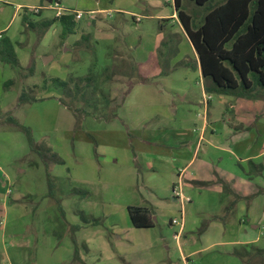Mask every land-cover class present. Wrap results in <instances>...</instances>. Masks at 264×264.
Listing matches in <instances>:
<instances>
[{"label": "rangeland", "instance_id": "374dc122", "mask_svg": "<svg viewBox=\"0 0 264 264\" xmlns=\"http://www.w3.org/2000/svg\"><path fill=\"white\" fill-rule=\"evenodd\" d=\"M55 1L49 5L54 9H43L39 19L30 15L28 21L23 22V14L37 13L34 8H44L46 4L41 0H0V38L7 37L11 41L21 68L26 69L32 64L34 70L32 76L26 72L27 77L23 78L16 69L0 61V116L10 113L19 125L31 131L36 142L49 147L62 161L61 164L50 165L47 170L55 184L54 197L50 198L45 169L41 165L37 168L30 165L32 160H38L35 156L26 157L28 145L23 132L8 125L0 130V167L13 177L10 197L23 194L25 197L21 201L28 208L34 207L36 210L25 221L20 222L12 216L9 222L11 229L8 230L15 233L22 229L25 232L23 225H30L32 221L38 235L39 248L46 246V238L52 236L54 247L47 249L45 254L55 257L47 264H55L62 257L73 256L71 238L75 240L79 253V259L71 264H242L235 254L242 245L227 242L239 239L245 230H253L257 235V240L251 246L264 250V157H255L264 150V111L252 119L253 115L246 109L238 110L247 121L253 123L246 126L247 129L244 128L243 137L247 133L246 140L235 147L230 145L231 154L235 158L233 163L226 161L229 155L208 146L207 154L203 156L224 168H229L230 164H237L239 170L240 166L248 167L256 190L249 200L240 202L243 208L238 206L233 214L223 218L225 230L221 233L217 230L216 225L222 219L215 220L213 213L220 211L222 196L231 187L217 175H212L211 182L203 183L206 185L185 191L184 196L190 203H184L183 206L179 201L178 204H171L169 194L167 202L172 210L163 213L155 210L153 228L129 227L128 216L124 214L125 206L140 204L148 207V202H153L143 186L144 173L134 174L132 165L137 164L132 162L130 152L126 151L123 155L120 149L134 134L126 132L125 123L117 115L115 119L107 121L85 117L78 123L73 114L59 102V91L46 88L50 86V78L66 81L70 75L84 76L92 61L99 68L108 64V56L121 61L125 56L124 47L117 30L114 33L115 41L112 40L111 31L115 24L120 23L119 19L123 22L117 26L118 33L125 38L130 55L139 62L150 56L149 52L153 50L155 39L160 34V24L155 19L147 18L133 23L130 15L114 10L115 4L119 2L117 0H57L59 5L54 7ZM168 1V10L172 12L173 2ZM136 2L139 9L137 14L144 15L142 0ZM181 2L185 12H190L188 4L203 10L190 0ZM102 8L112 11L105 15L91 12ZM68 11L83 15L81 20L76 21V30L80 34L74 33L62 39L58 23H54L44 33H41L39 26L28 27L29 24L51 20L58 12L64 14ZM155 13L152 11V14ZM165 28L171 35L169 44L160 47L157 55L162 71L166 72L162 75L166 77L160 80L157 89L195 88L199 93L201 81L197 70L193 67H179L180 64L192 61L193 51L188 40L179 26L164 27L163 32ZM81 34L88 36L90 50L85 49L86 44L81 42L79 47L74 46L80 41ZM124 69L115 70L116 74L106 88L115 109L121 104L130 82L129 78L122 76ZM11 80L14 84L8 86L6 83ZM23 88L30 92V96L45 97L32 104L16 107L18 95ZM145 95L142 92L139 94ZM210 101L214 107L209 116L210 126L219 130L230 120L231 110L228 102H220L219 95L213 94ZM11 106H15L13 112H8ZM194 111L201 112V108ZM187 116L188 113L179 115L180 120H184L181 124L184 131L169 130L168 134H187L201 123L195 113L193 117L189 115L191 119ZM223 118L225 121H222ZM231 122H235L234 117ZM150 124L158 125L155 120ZM169 127L177 126L171 124ZM247 157L249 161L241 162V159ZM217 158H222V161L218 162ZM249 162L255 167L250 166ZM260 165L263 168L260 169ZM242 178L244 182L239 181V186L243 183L249 185L246 183L249 180ZM75 189L86 191L88 196L83 199L71 194ZM7 201L9 203L10 198ZM184 213V219H180ZM122 216H125V222ZM174 218L177 220L174 221ZM170 220H173L172 226ZM8 230L4 232L6 246L15 240L11 239L13 237H10ZM25 234L17 236L16 240H31V236L26 234L24 237ZM175 235H178L177 239ZM188 254L189 260L185 261L182 257Z\"/></svg>", "mask_w": 264, "mask_h": 264}, {"label": "crops", "instance_id": "0c3cea01", "mask_svg": "<svg viewBox=\"0 0 264 264\" xmlns=\"http://www.w3.org/2000/svg\"><path fill=\"white\" fill-rule=\"evenodd\" d=\"M42 1L43 4H46V6H43L44 8H34L37 9V13L31 12L23 14V18L26 20L25 22L28 21V16L30 15L39 19L43 9H54L53 7H49V5L53 3V0H41V2ZM117 1L119 2L118 4H115L116 6L114 10L117 13L121 12L126 15H130L132 17L133 23H139L143 18H147L155 19L157 24H160V34H158L155 39V46L153 50L149 52L150 56L141 62L136 61L132 55H130V49L126 45L125 38L120 33H118L117 26L121 24L123 20L119 19L118 21L120 23L115 24V28H112L111 30L113 32L112 40H116V37L114 36L116 30L118 36L121 38L120 43L123 45L125 52V56L122 58L125 59L126 57H129L136 66L138 75L145 79V82H135L129 80L130 82H128V88L125 89L120 102L121 104L116 111V115L118 116L117 118L125 123L126 132L128 134H134L131 140H127L125 145L120 147V149L123 151L122 154L124 155L126 151L130 152L132 162L136 163L138 166L137 167L135 164L132 165V172L134 174L139 175L141 172L144 173L145 179L143 186L146 188L149 198L153 199V202H148V207L140 204H128L125 206L124 214L125 216L127 215L128 206L145 207L148 209L150 208L151 212L153 213L152 217L155 219V210H159L160 212L172 210L171 206L167 202V197L169 194L171 196V204H178L177 199L172 195V187L174 185L181 183L183 185V192L185 193V191L191 190L196 186L200 187L206 185L203 183L211 182V178L213 177L212 175H217L227 182L231 187V190H226L222 196L224 198L219 209L222 212L218 211L217 213H213L215 220L220 221L222 219V222L219 225H216L217 230H219L221 233L222 230H225L223 218L233 214L236 207L238 208L239 206L240 208H243L244 205L240 202H242V200H249L256 190L251 182L252 178L249 175L248 167L246 168L240 166L239 170L237 164H235V166L230 164L228 166L230 169L227 168V166L224 168L219 164H215L210 159L203 158V156L207 154V148L212 147L220 153L229 155V157L225 159L229 163H233V159L235 158H233V154H231L230 145L235 147L237 144L246 140L247 133L246 136L243 137L245 133L244 128L247 129L248 127L246 126H250L253 123L250 120L247 121L245 119V115H243V113L239 112L238 110L246 109L251 113V115H253L252 119L257 118L261 114L260 111H264V93L260 91V98L258 100L235 98L231 95H219L221 103L228 102L229 109L231 110L232 114V116H230V120H233L234 117L235 122L232 124V122L230 123V120H228V123L226 122V124H224L219 130H215V128L210 126L211 122L209 118L210 112L214 108L210 101L212 95L206 93L205 91V79L201 76L197 54L192 48L184 30L180 26L175 10L173 9L172 12H169V1L142 0L141 6L144 8V15L137 14L139 9L136 6V0ZM171 1L173 2V0ZM58 5L59 2L56 0L53 6L55 7ZM188 6L190 12L187 13L191 16L193 22L196 25L202 23L203 10L200 11V9L194 7L192 4H188ZM94 11L95 12H91L93 14L97 13L98 15H105L106 13L109 14V12L112 10L102 8ZM152 11H156V13L152 14ZM70 13L75 14L80 12L70 11ZM55 17L56 14L54 18ZM174 25L180 27L181 33L188 40V43L190 44V47L193 51L192 61L180 64L179 67H193L195 70H197L201 81L199 93L195 88L180 90H172L168 88H166V90L157 89L160 80L163 79V77H166V75H162L161 73V64L157 54L160 53V47L167 46V44H169L168 39L171 37L170 33L166 32L167 28L164 29V32L162 29L169 26L173 27ZM109 26L112 27L113 25ZM76 33L80 34V32L77 30L75 31V34ZM2 38L7 37H1L0 41ZM107 54H109V52H107ZM163 60H165V56H163ZM134 92L135 95H133ZM141 92L145 93L146 95L139 96ZM207 96L209 97V100L207 105L204 106V97ZM14 107L15 106H11V110L8 112H13ZM198 108H201V112L194 111ZM185 113H188L187 117H189L190 114L191 117H193L192 115L195 113L196 118L199 120L201 119L199 126H194L191 132L187 134L175 133L174 135H169V130L184 131V129L181 127V124L184 123V120H180L179 115H185ZM191 117H189V119H191ZM2 120L3 118L0 119V130L4 129L6 126L4 122H1ZM152 120H155L158 125H151L150 122ZM222 121H225V118H223ZM171 124L177 127H169ZM234 124L236 125L233 126ZM157 131H160V133L158 134ZM191 133L193 135H191ZM202 145L203 147H201ZM262 156L264 157V150L255 157L260 158ZM26 157H30L29 148ZM217 159L218 162L222 161V158ZM249 159V157L241 159V162L249 161ZM113 160H116V158ZM134 167H137V169H134ZM242 177H245L247 180H249L246 181V183L249 185L243 183L241 186H239V181L244 182ZM117 181L124 182L119 179H117ZM12 186L13 177L5 173L3 168L0 167V264H47L48 261H53L55 257L54 255L48 257L45 254L47 249L54 247L52 236L46 238V246L39 248L40 245L38 246L39 242L37 241L38 235L34 229L32 221L30 222V225L28 223H23V230H25L27 235L31 236V240L26 239L25 242L16 240L17 236L25 233L22 231V229H20L21 231L18 230V232L15 233L9 231L11 229L9 222L12 220V216L21 222L25 221L30 216H33L36 211L34 207H29V209L25 205L24 201H21V198L25 197L23 194H20V196L10 197L12 193ZM83 192L85 193L84 196L87 197L88 193L86 191ZM9 198L10 202L8 203L7 200ZM125 216H122L124 222ZM183 217H185V213L184 215H180V219H184ZM176 220L177 218H174V221ZM170 225H173V220H170ZM128 226L133 228L129 219ZM6 229L8 230L10 237H13L11 239H15L14 243H11L9 246H6L5 243L4 232ZM26 234L24 237H26ZM60 237L61 236L59 235L58 238ZM32 238L34 240H32ZM256 240L257 235L253 230H245L243 233H241V237L239 239L227 243L252 245ZM219 244H221V242ZM189 256L190 254L183 256L182 258L185 261H188ZM72 257L73 256H68L67 258L62 257V259L56 260L55 264H71Z\"/></svg>", "mask_w": 264, "mask_h": 264}, {"label": "trees", "instance_id": "16d2710c", "mask_svg": "<svg viewBox=\"0 0 264 264\" xmlns=\"http://www.w3.org/2000/svg\"><path fill=\"white\" fill-rule=\"evenodd\" d=\"M190 1L195 6L203 8V19L199 25H196L191 16L182 9L181 0H173V7L180 26L197 54L201 76L205 79L206 93L258 100L260 91L264 93V0ZM22 20L26 21L25 18ZM54 23L61 26L62 39L76 31V20L70 12L51 20L34 23L36 25L29 24L28 27L39 26L41 33H44ZM80 42L86 44L85 49L90 50L87 35H81L80 41L74 46L79 47ZM108 59V64L101 68L92 61L82 77L70 75L66 81L50 78V86L46 90L52 88L59 91V102L73 114L78 123L85 117L103 121L116 118L119 106L116 109L112 106L106 89L108 82L116 74L115 70L125 68L122 71L123 77L135 82H145V79L138 75L137 68L129 57L121 61L114 60L112 56H108ZM0 61L16 69L23 78L34 73L32 64L26 69L20 67L8 38H2L0 41ZM161 73L165 74L163 71ZM6 84L11 86L14 82L11 80ZM44 97L30 96V92L23 88L18 95L16 107L32 104ZM2 118L6 125L23 132L30 155L38 159L32 160L30 165L32 167L41 165L45 169L48 196L53 198L55 184L47 170L50 165L61 164L62 161L49 147L42 142H36L31 131L19 125L10 113L0 116V119ZM249 165L255 167L251 162ZM259 168H263V165ZM71 194L85 198V193L81 190L75 189ZM127 215L135 229H150L155 225L153 213L148 208L128 206ZM71 240L72 261H76L79 259L78 248L75 240L73 238ZM239 248L235 254L241 259L242 264H264V250L251 245H242Z\"/></svg>", "mask_w": 264, "mask_h": 264}, {"label": "built area", "instance_id": "2783aa9c", "mask_svg": "<svg viewBox=\"0 0 264 264\" xmlns=\"http://www.w3.org/2000/svg\"><path fill=\"white\" fill-rule=\"evenodd\" d=\"M36 11L37 10H35V12ZM61 14H63V13L62 12L56 13V17H59ZM72 15L74 16L75 20H79L82 17L81 13H75ZM208 100H209L208 96L204 97V101H203L204 106L207 105ZM172 195L177 199V201H179L180 205H182V206L184 203H188L190 201L187 197L184 196L185 194L183 192V186L181 183H177L176 185H174L172 187ZM177 238H178V235H175V239H177Z\"/></svg>", "mask_w": 264, "mask_h": 264}, {"label": "water", "instance_id": "95a60500", "mask_svg": "<svg viewBox=\"0 0 264 264\" xmlns=\"http://www.w3.org/2000/svg\"><path fill=\"white\" fill-rule=\"evenodd\" d=\"M154 219V218H153Z\"/></svg>", "mask_w": 264, "mask_h": 264}]
</instances>
